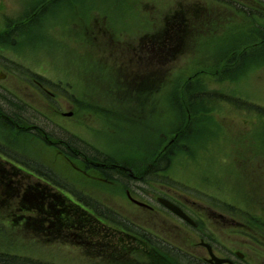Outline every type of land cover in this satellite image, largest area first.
<instances>
[{
	"label": "rangeland",
	"instance_id": "obj_1",
	"mask_svg": "<svg viewBox=\"0 0 264 264\" xmlns=\"http://www.w3.org/2000/svg\"><path fill=\"white\" fill-rule=\"evenodd\" d=\"M248 1L0 0V177L6 171L18 189L8 192L0 178V264H153L147 245L167 244L180 252L173 261L164 254L167 264H199L201 240L220 256L264 264V12L245 11ZM160 35L167 47L151 53L148 41ZM44 137L136 175L167 158L159 167L168 169L148 174L150 191L190 204L201 194L200 231L135 206L125 190L141 191L128 177L111 175L113 187L86 178L80 158L70 162ZM21 162L51 168L136 226L140 235L106 226L132 249L108 261L26 229L23 191L41 181L31 168L14 174Z\"/></svg>",
	"mask_w": 264,
	"mask_h": 264
},
{
	"label": "trees",
	"instance_id": "obj_2",
	"mask_svg": "<svg viewBox=\"0 0 264 264\" xmlns=\"http://www.w3.org/2000/svg\"><path fill=\"white\" fill-rule=\"evenodd\" d=\"M185 25L188 24L182 25V33H184V31L186 30ZM158 37H163V35H160ZM165 47H167V43L165 44ZM197 98V96H194L190 97L188 100L190 102L197 103ZM225 98L226 97H223L221 95L215 96V99L217 101L226 102L224 101L227 100ZM199 100L202 101L203 98L199 97ZM231 100L233 99L230 98V101ZM239 102V104L244 103L241 101ZM243 106H246V104H244ZM255 106L256 105L253 104H247L246 107L250 108L248 109L249 111ZM238 108L242 109V107ZM258 110L260 111V113H257L264 116V109L258 107ZM173 147L170 146L169 149H173ZM72 149L75 153H73V156L71 158L73 159V161H75L76 158H80L76 161L79 163L81 162L82 166L86 164L90 165L91 163H93L92 161H96L89 155L84 156L82 154H76V152L79 151L74 148ZM6 158L16 162V159L11 154H6ZM155 158L158 159L157 156H155ZM162 160L165 161L167 160V158L162 157L160 161H158L159 166L163 164ZM97 161L101 162V160ZM93 164L95 168H97V163ZM102 164H104L105 166H110V163H108V159L103 161ZM19 165H21L22 169L14 172V174L18 173V175L22 176L23 174L31 175V171L29 170L31 168V170H34V172L39 175L40 179H37L41 181L40 185L32 186L30 189H24L23 191L25 192V195L22 197V199H25V201H23L21 205V211L28 214V217H24L23 221L25 223L26 229L30 230L31 232L41 234L42 238H44L45 240H47L48 238L50 240H53V242L62 243L65 245L106 248V250L108 248L113 249L114 246V248L118 252L130 250L131 245L129 242H126L128 236H126L123 241H121V239L118 240L117 237L110 236V229L106 226L107 223L110 222L116 225H126L129 226V228H127L128 232L140 235L136 226L133 225L134 227H131V224L128 220L124 219V221H121V219H123L121 216H117L116 220L120 221H116L114 216H111L112 212L108 208H106V205L100 203L99 201L97 202L92 197L82 193V191L80 190L76 192L74 189H69V187L64 185L61 176L57 174L58 172L52 170L51 168L39 164L41 167V170H39L40 168H35L34 166L29 165L25 162H21V164ZM159 166L153 167V170L151 171L152 177H156V173L158 171H165L166 169H168L169 163L166 164L164 170ZM86 169L91 170L92 168L89 166V168ZM100 170H102V168H100ZM103 172L108 179L110 178V175H112L111 173L106 172V170H103ZM4 173L5 174L1 172L2 178H0L4 183V187H7L6 190H8V192H12V194L18 192V189H14V186L12 185L15 182L14 178H10L9 175L7 176L6 171H4ZM65 190L67 192H65ZM69 194H72L78 202H73L72 199L69 198ZM39 220H42L41 223H39ZM102 220L104 223L100 222ZM158 248L164 252L162 253V259H165L166 261L167 258L164 257V254L167 255L171 261H173L174 258L178 257V254L180 253L174 248H171L168 244L163 245L162 247L159 246ZM156 257H158V255ZM33 264L37 263L33 262Z\"/></svg>",
	"mask_w": 264,
	"mask_h": 264
},
{
	"label": "flooded vegetation",
	"instance_id": "obj_3",
	"mask_svg": "<svg viewBox=\"0 0 264 264\" xmlns=\"http://www.w3.org/2000/svg\"><path fill=\"white\" fill-rule=\"evenodd\" d=\"M243 8H244L245 11L246 10H251L250 12H252V11H257V12L262 11V12H264V0H249L247 4L243 5ZM148 39H149V37H146L145 42ZM157 39H159V40H157ZM149 41H148V50L151 53H153V47H154V49H157L158 46L160 48L159 51L160 52H164L163 47H165V44H166V39L165 38L163 39L162 37H158L157 36V37H155V39H151ZM143 49H145V48L143 47ZM160 60L163 63V59L161 58ZM147 65H151V63H148ZM152 65L154 67V64H152ZM152 65L149 68H151ZM38 84H39V87L41 88V90H44V92L47 93L49 96H51V97L55 96L48 90V88H45L40 83H38ZM43 139L51 147H53L54 149L58 150V152L60 154L66 155L65 157L67 159H69V161H70V158L73 156V153H75V152H73L72 147L69 146V144L66 141L59 140L56 143V145H54V144H52L50 139H47L46 137L42 138V140ZM64 145H66V149L63 148ZM103 166L104 167H102V170H97V168H95L94 164L91 163L90 167L92 169L90 170V169H86V168H89V165L86 164V165L83 166V173H84L83 175L86 178L90 179V180L111 185L109 187H113V186H115L117 184L115 183V181L113 180L114 178H112L111 175H110L109 179L106 176H104L103 170H106V172L111 173L113 176H115L116 174H119L121 176L128 177V178H130L131 182H133L135 184V186L141 191L140 194L135 195L132 192L131 189L128 188V190H125V194L127 196V199L131 203H133L135 206L140 207V208H142L145 211H148L150 213H155V211H159V209L160 210L162 209L163 211L168 213L170 217H174L178 221H181V222L185 223V225L188 226L189 228H193L196 231H200V228H201L200 227V223H198V221L195 220L193 217L198 216L196 218H199L201 221H202V219L204 220V219L207 218V213L205 211H203V210H201L199 208L195 209V206L197 205L196 202H198L197 198L198 197L200 198L201 194H198V193L194 194L193 193L194 195H196L195 198H194V200L196 201L195 204H190V203L186 202L187 200L185 201V199H183V198L177 200V199H174V198L155 197V196L152 195V193L150 191L151 190V183H152V182L148 181L150 177L147 178L148 174H151V172H148L147 170L146 171L140 170L139 173H142L143 175H138V174L136 175V173L129 167L126 169V168H123V167H120V166H116V165H111V166H106V167H105V165H103ZM138 185L140 187H138ZM183 196H187V195L184 194ZM69 197L72 199L73 195L69 194ZM187 197H189V196H187ZM162 199H165V200L169 201L170 203L174 204L175 206H177L180 210H182L186 215H188L196 223V226L191 225L190 223H188L185 220L181 219L180 217L176 216L173 212H171L169 209H167L163 205V203L161 202ZM74 200L77 201L76 198H74ZM190 201H192V200H190ZM153 203H154V206L156 208L152 206ZM157 207H159V209H157ZM217 216L225 217V215L221 214V213L220 214H216V217ZM216 219H218V218H216ZM102 222H103V220H102ZM232 232H234V231H232ZM126 235H128V232L126 233ZM145 242L146 243H150L152 245V242H148V241H145ZM206 242L204 240H201V243H200V247L204 248L207 251V255L203 258V261L200 262L199 264H215V262H210L212 257L210 255V252H209L208 248H207V245L211 248L212 253L214 254V256L216 258H218L220 260L228 261V262H230L232 264H243V263H241V261L245 260V255L244 254H240L239 252L236 253L235 257H237V258L235 260L232 257L220 256L219 253L216 251V247L213 244H211L209 242L206 243ZM132 243H134V241ZM147 246H148V248L151 249V251H149L150 253L147 254V255L149 256V258H151L150 260L154 261L153 264H167V261L165 259H162V253H163L162 250H158V248L154 247V246L153 247L149 246V245H147ZM132 247L133 246H131V249H132ZM90 248H95V247H87L86 246V249H84L86 251V253H89L90 255L95 254L97 257H101V258H105V256H112V258H108L109 259L108 261H111L113 259H115V260L118 259L117 261H121L119 258H117V255L115 253L116 249L112 253L107 254L106 248H98L96 250L97 252H93V253H92V251H90ZM108 249H110V248H108ZM157 250H158V252H157ZM154 254H157L158 257H156L157 255H154ZM159 257H161V258H159ZM191 258L193 260L196 259L195 261H198L197 258H195V259H194V257H191ZM112 263L117 264L118 262L112 261Z\"/></svg>",
	"mask_w": 264,
	"mask_h": 264
},
{
	"label": "water",
	"instance_id": "obj_4",
	"mask_svg": "<svg viewBox=\"0 0 264 264\" xmlns=\"http://www.w3.org/2000/svg\"><path fill=\"white\" fill-rule=\"evenodd\" d=\"M161 202L169 209L171 210L173 213H175L176 215L180 216L181 218H183L184 220H186L187 222H189L190 224H192L193 226H196V224L188 217L186 216L179 208H177L176 206H174L173 204H171L170 202L166 201V200H161ZM210 250V254L212 255V260L210 262H215V264H226L228 262L223 261V260H219L216 257L213 256L211 249Z\"/></svg>",
	"mask_w": 264,
	"mask_h": 264
},
{
	"label": "bare ground",
	"instance_id": "obj_5",
	"mask_svg": "<svg viewBox=\"0 0 264 264\" xmlns=\"http://www.w3.org/2000/svg\"><path fill=\"white\" fill-rule=\"evenodd\" d=\"M93 163H96V161H92ZM90 166V165H89ZM97 170H100L99 169V163H97ZM101 172V171H100ZM104 176H105V174H104ZM94 183V182H93Z\"/></svg>",
	"mask_w": 264,
	"mask_h": 264
}]
</instances>
